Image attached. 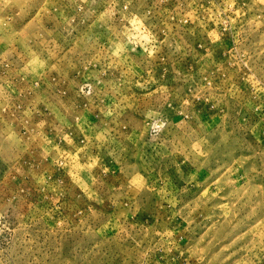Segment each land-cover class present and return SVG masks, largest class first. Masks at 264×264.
Masks as SVG:
<instances>
[{
    "label": "rangeland",
    "instance_id": "obj_1",
    "mask_svg": "<svg viewBox=\"0 0 264 264\" xmlns=\"http://www.w3.org/2000/svg\"><path fill=\"white\" fill-rule=\"evenodd\" d=\"M0 264H264V0H0Z\"/></svg>",
    "mask_w": 264,
    "mask_h": 264
}]
</instances>
